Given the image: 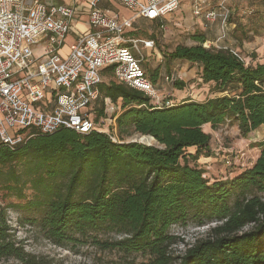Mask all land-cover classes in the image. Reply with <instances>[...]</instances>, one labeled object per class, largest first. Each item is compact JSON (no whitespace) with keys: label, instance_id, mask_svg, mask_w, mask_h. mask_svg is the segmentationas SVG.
<instances>
[{"label":"trees","instance_id":"16d2710c","mask_svg":"<svg viewBox=\"0 0 264 264\" xmlns=\"http://www.w3.org/2000/svg\"><path fill=\"white\" fill-rule=\"evenodd\" d=\"M149 22L161 32L158 22ZM190 39L194 45L162 51L166 67L172 61L198 65L214 98L159 108L143 93L115 83L112 68L101 72L109 80L98 87L96 121L104 116L105 99L121 101L120 136L152 137L159 147L66 128L31 131L12 148L0 145V189L26 200L22 210L40 215L32 224L55 247L116 250L129 258L126 264H264V141L255 164L233 178L210 181L198 165L212 156L204 126H237L243 138L264 127V62L246 64L233 48L211 46L201 33ZM150 80L156 84L158 70ZM173 86L185 88L178 80ZM189 225L207 227L192 245L171 232ZM108 233L118 238H100ZM179 243L188 247L175 254ZM135 255L145 260L137 263ZM0 264H47L17 242L2 207Z\"/></svg>","mask_w":264,"mask_h":264},{"label":"built area","instance_id":"2783aa9c","mask_svg":"<svg viewBox=\"0 0 264 264\" xmlns=\"http://www.w3.org/2000/svg\"><path fill=\"white\" fill-rule=\"evenodd\" d=\"M102 1L112 0L92 3L88 31L62 53L75 9L51 6V0H0V145L12 148L31 131L52 134L62 128L103 133L117 142L107 128L121 113V101L105 99L104 116L96 121L94 115L101 72L107 68L115 83L143 93L151 105L173 104L161 102L142 67V50L153 51L155 42L127 34L138 19L158 22L165 31L181 0H118L133 14L130 18L101 8ZM191 1L195 18L205 24L220 21L221 34L210 45L221 48L230 32L229 0H221L218 10L209 9L208 0ZM226 164L231 162L226 159Z\"/></svg>","mask_w":264,"mask_h":264},{"label":"rangeland","instance_id":"374dc122","mask_svg":"<svg viewBox=\"0 0 264 264\" xmlns=\"http://www.w3.org/2000/svg\"><path fill=\"white\" fill-rule=\"evenodd\" d=\"M221 0H212L217 4ZM228 8L230 10L229 21L231 23H241L242 28H246L244 33H237L239 46L244 43L251 50L238 52L244 59L246 64H254L259 60L264 61V2L261 0H229ZM252 11V15L248 12ZM261 20H260V19ZM170 25V23H168ZM167 25V26H168ZM135 29L134 37L140 39H150L153 35L156 47L153 51L142 50L145 61L142 67L148 77L150 72L158 70V80L155 84L158 90L157 96L162 103L171 101L178 104L183 100L174 97L175 89L173 81H185V90L189 92L195 101L203 102L210 96H216L212 93L210 84L203 86L200 79V69L194 65H190L185 61H172L166 67L165 58L162 51L170 53L178 45L190 46V39L186 34H177L180 38L173 37V30L166 28V34L158 31V27L149 21H143L140 25L133 26ZM236 33V30L234 31ZM166 36V42L163 36ZM184 36V38H183ZM172 39H171V38ZM233 42V36H231ZM235 38V37H234ZM230 42V43H231ZM235 43H233V46ZM166 68H168L166 70ZM192 71V75L187 76L188 71ZM168 71V72H167ZM186 71V72H185ZM169 75V77H168ZM121 104V102H120ZM109 134L117 141L124 142L138 141V134L120 136L116 127V122L107 128ZM211 135V158L206 160V164L200 165L205 170V176L210 180H219L233 178L240 174L243 170L251 168L259 157L258 145L264 141V128L261 127L251 133L247 138H243L237 126L230 124L221 125L212 130ZM146 145L147 138L141 139ZM139 142V141H138ZM152 146L159 147L156 141L147 143ZM228 159L231 164H226ZM28 200L32 198V192L27 191ZM26 200H18L15 196L7 195L0 189V207L6 208L8 211V221L12 227L17 242L21 243L25 251L44 260L47 264H126L121 253L116 250H102L95 245H78L76 247H55L45 237L44 234L34 225L32 221L39 219L40 215L32 212H25L22 206ZM171 232L184 240L185 244L192 245L196 239L203 238L207 233V227H195L189 225L186 228L174 226ZM100 238L106 240H114L118 237L114 233L103 234ZM179 243L173 246L175 254L183 253L188 247ZM135 261L141 262L144 259L141 255H135Z\"/></svg>","mask_w":264,"mask_h":264},{"label":"crops","instance_id":"0c3cea01","mask_svg":"<svg viewBox=\"0 0 264 264\" xmlns=\"http://www.w3.org/2000/svg\"><path fill=\"white\" fill-rule=\"evenodd\" d=\"M94 1L95 0H51V2H50L51 6H62V7H69V8L75 9V17H74L73 22H72L71 31L67 37L66 44L63 48L62 53H66L68 51L69 46L75 41V39L77 38V36L79 34H82L86 31H88V29H89L88 14H89V11L91 9L92 3ZM208 2L210 4L209 9L218 10L219 2L217 4H214L212 2V0H208ZM99 6L101 8L108 9L115 14H118L119 16H121L123 18H130L133 15L130 11L125 9L120 4V2L118 0H112L111 2L102 1L99 4ZM143 21H145V20L144 19H138L135 22L134 26L140 25ZM168 23H170V25L167 26V29L169 27V30L170 29L173 30V37L175 39L180 38L177 34H186L185 36H188L190 39V37L192 35H194L195 33H201L206 37L208 42L211 43V42L215 41L219 37V35L221 34V23H220V21H216V22L210 23V24H205L202 19H197L192 15V1L191 0H181L180 10L176 14H174L173 16L169 17ZM242 26L243 25H241V23H231L230 22L229 23L230 32L222 44L224 46H229V47L233 48L236 52L247 53L248 50H251V48L249 46H246L245 43L242 46H239L240 44H239V41L237 39V33L242 34L245 32L246 28L243 29ZM235 30H236V33L234 32ZM132 31L134 32L135 29L132 28L129 32H132ZM166 31L167 30L161 31V32L166 34ZM231 36H233V42H231V39H232ZM163 38L166 42L167 40H166L165 35L163 36ZM183 38H184V36H183ZM146 40H150V39H146ZM233 43H235L234 46H233ZM194 44L195 43L190 39V46L194 45ZM259 62H264V61L259 60ZM186 63H188V62H186ZM188 64L198 67V65H196V64H192V63H188ZM101 74L103 77V81L109 80V78H105V75L103 73H101ZM186 74H187V76H190V75H192V71L189 70L188 73H186ZM198 81L202 82L201 78ZM182 82L185 83V81H182ZM202 84H203V86L208 85V84H204L203 82H202ZM174 97L179 99V100H183L182 102H184V101L199 102V101H195L192 98V96L189 94V92H186L185 88L183 90H176L175 89ZM214 97L215 96H210L207 99L214 98ZM203 129H204V132H206L208 134L212 131V129L209 125L204 126ZM210 158H201L198 161V164L204 165V164H206V160H208ZM199 167H200V165H199Z\"/></svg>","mask_w":264,"mask_h":264},{"label":"water","instance_id":"95a60500","mask_svg":"<svg viewBox=\"0 0 264 264\" xmlns=\"http://www.w3.org/2000/svg\"><path fill=\"white\" fill-rule=\"evenodd\" d=\"M141 138H145V136H141V135L136 136V139H141ZM148 138L154 140L152 137H148ZM154 141H155V140H154ZM134 142L144 144V143L141 142V141H139V142H138V141H134ZM146 145H147V146H152V145H149V144H146Z\"/></svg>","mask_w":264,"mask_h":264},{"label":"bare ground","instance_id":"6f19581e","mask_svg":"<svg viewBox=\"0 0 264 264\" xmlns=\"http://www.w3.org/2000/svg\"><path fill=\"white\" fill-rule=\"evenodd\" d=\"M141 139H143V138H141ZM141 139H137L138 141H141ZM147 140H151L152 142L154 141V140H152V139H150V138H148L147 137ZM142 142V141H141ZM144 143V142H143ZM147 144V143H146Z\"/></svg>","mask_w":264,"mask_h":264}]
</instances>
